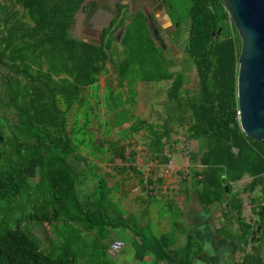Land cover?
<instances>
[{"label": "trees", "instance_id": "trees-1", "mask_svg": "<svg viewBox=\"0 0 264 264\" xmlns=\"http://www.w3.org/2000/svg\"><path fill=\"white\" fill-rule=\"evenodd\" d=\"M3 1L12 5V16L17 15L16 9L23 10L30 24L16 20L7 25L0 19V66L8 69L0 75V106L7 109L0 113V212L4 217L0 219V264H111L107 255L118 230L131 234L128 242L139 263L150 255L152 264H194L199 257L204 264H223L206 255L179 221H174L172 232L155 234L150 220L128 214L116 194L118 183L108 185L100 167L88 168L82 155L85 151L103 160L101 153L106 151L102 138L96 137L98 131L91 130L93 103L84 92L91 86L98 88L100 77L114 83V76L113 89L108 84L102 96L95 95L94 105L101 106L107 117L104 121L95 116L99 130L109 132L132 121L135 133L149 134L151 156L167 162L164 147L174 132L169 122L175 113H182L179 99L185 75L172 71L176 62L155 42L144 13L128 12L119 5L121 13L111 20L119 30L123 53L116 61L108 45L75 38L70 32L87 0H0V4ZM164 1L171 6V19L178 22L172 39L178 41L184 30L188 32L184 62L193 65L198 81V94L184 104L189 121L185 139L195 141L197 148L187 151L188 176L181 180L182 186L190 187L203 207L219 209L223 224L213 226L214 238L230 243L241 254L237 261L230 258L229 264H264V145L248 138L239 126V37L222 0ZM162 81H169L170 87L169 113L161 126L139 118L133 121L135 84ZM117 154L123 162L121 152ZM80 163L86 167L79 168ZM84 170L92 183L81 192ZM244 177L250 181L240 191L235 189ZM162 182L150 176L141 184L153 192L152 185ZM244 194L251 198L248 220L243 216ZM164 214L161 205L158 220ZM30 223L47 224L54 239L43 247L31 233ZM178 234L185 238L180 246Z\"/></svg>", "mask_w": 264, "mask_h": 264}, {"label": "rangeland", "instance_id": "rangeland-1", "mask_svg": "<svg viewBox=\"0 0 264 264\" xmlns=\"http://www.w3.org/2000/svg\"><path fill=\"white\" fill-rule=\"evenodd\" d=\"M88 1L89 4L87 7L75 15L70 26V32L75 38L83 39L96 45H108V48L113 49L115 53L114 59L116 61L121 59V55L123 53L119 39L117 38L119 30L115 27V24H111V20L121 13L119 5H124L128 12H135L136 10L143 9L144 7H146L151 12L153 11L152 9H155L152 8L154 6L153 4L155 3L154 0H92L95 1L93 6H91L93 3L90 4V0ZM0 5V19H3L2 21H6L7 25L12 24L16 20L30 24L23 10L19 8L16 9L17 15L12 16V5L8 1H3ZM155 15L156 17L154 16V19L157 24V31L159 36L163 39V43L165 44L167 43V30L160 27L164 15L162 12L156 13ZM168 30L170 29L168 28ZM186 35V30H184L182 38H185ZM177 50L180 54H177ZM172 54L176 56V60L179 62V65L173 67L172 71L182 72L185 75V84L179 99L182 113H175L173 116L174 119L172 118V120L169 122L173 127L174 132L169 140V147L168 145H165L164 147V156L167 158V162H160L158 160L152 159L148 152L150 143L149 134L145 130L135 133L131 128L132 121L120 127L113 128L109 130V132H106L105 128L99 130L100 127L98 124V118L105 121L107 117L104 116V110L101 106L96 107L94 105L96 97L95 95L98 94L99 96H102L103 93L108 90L109 86L113 89L115 86L114 76H112V81L114 83L111 84L109 80H106L104 77H100L97 83L98 88L91 86L84 92L85 96L87 97V101L93 103V106H91V130L98 131L96 137L102 138V149L106 150L103 154L101 153L103 157L102 162H104L102 165H100L101 159L98 155H88V153L84 151L82 155L86 157L89 162L87 167L89 168L92 167V165H99L101 167L99 173L107 177L108 185L110 186L114 185V183L118 181L117 183L119 185V190L116 194L120 196L118 198L120 199L121 207L128 214L143 215L145 217V222L150 220L152 222V230L155 234L167 233L165 231L170 229V216H165L164 218L162 217L163 219L161 218L158 220L159 207L164 203V195L167 197L172 196V193L174 195L178 186L182 185V181L180 180L188 176L189 166L185 152L195 151L196 147L194 142H189L185 139L186 129L189 125V121L187 120L188 113L185 112L184 104L188 98H194L195 95L198 94L197 76L193 65L189 62H187V64L184 62L185 55L182 47L173 49ZM7 70V66H0V75L7 72ZM169 87V81H162L159 83H136L134 87L135 107H131V110L135 115L133 121L136 118H139L146 120L158 127L161 126L165 117L169 113V107L167 103V91ZM127 90L128 88L125 87L124 91ZM126 96L129 97L128 93ZM126 106H129V103L126 104ZM3 110L5 112L7 110L6 107L0 106V113ZM5 116L9 117L10 120L13 119L9 112H6ZM180 117H183V119H179ZM72 118L73 113L68 115V127H70ZM184 141L187 142L185 149L182 148ZM91 151L93 153H97L94 150ZM119 152H121L123 156V162L117 154ZM132 153H134V155H132ZM151 162L154 163L153 166L150 165ZM173 162L175 165H179V167L174 169ZM84 167H86V165L84 163H80L79 168L83 169ZM135 171H140V175L135 174ZM84 176L86 179L78 187L79 191L81 192H85L86 187H89L92 183L91 179L89 178L90 175L88 170H84ZM150 176L153 177V180L161 179L163 181L161 184L154 183L152 185L153 192L144 189L141 184L145 178ZM246 181V178H243L240 182L236 183L235 189L240 191L242 186L246 184ZM245 195L247 194H244V196ZM243 199L245 200L244 197ZM10 208L14 209L15 206L12 205ZM4 209V207L1 208V210ZM27 209H30V206H27ZM210 211L212 212L209 223L213 227L215 224L221 222L222 219L220 217V211L218 208H214ZM167 212V208H165V213ZM2 218L4 217L2 212H0V219ZM30 226L32 228L31 233L36 238H38L43 247L46 246L48 239H54V235L51 233L52 228H49L47 224L39 225L30 223ZM114 234L118 237L115 241H122L124 246L118 253H113L109 250L107 255L109 263H153V258L150 255L146 256L144 263L135 261L133 248L128 242V237L131 236L129 232L126 231L125 233L124 231L118 230ZM84 239L88 244L90 238L86 235ZM221 245L222 244H218V248L216 250L213 245L209 244L208 247H212L213 249H205L204 252L215 256L223 264H229L231 261L230 258H232L234 261H237L240 258L241 254L236 252V250L233 252V250H229L227 247ZM230 246L231 249H234L232 245ZM204 260L205 259L201 257L199 264H204Z\"/></svg>", "mask_w": 264, "mask_h": 264}, {"label": "water", "instance_id": "water-1", "mask_svg": "<svg viewBox=\"0 0 264 264\" xmlns=\"http://www.w3.org/2000/svg\"><path fill=\"white\" fill-rule=\"evenodd\" d=\"M240 40L236 95L241 131L264 145V0H222ZM225 193L227 181L221 179Z\"/></svg>", "mask_w": 264, "mask_h": 264}, {"label": "crops", "instance_id": "crops-1", "mask_svg": "<svg viewBox=\"0 0 264 264\" xmlns=\"http://www.w3.org/2000/svg\"><path fill=\"white\" fill-rule=\"evenodd\" d=\"M88 1V0H87ZM91 1V0H90ZM195 143L197 148V143L195 141H192ZM149 152V151H148ZM150 154V152H149ZM175 154V153H174ZM181 154V153H180ZM151 156V154H150ZM152 157V156H151ZM103 159V157H102ZM152 159H154L152 157ZM104 162H100V165H102ZM172 163V162H171ZM150 165H154L153 162L150 163ZM99 166V165H98ZM148 166V163H147ZM165 166V165H164ZM173 168L176 169L179 167V165H175L173 162ZM100 167V166H99ZM101 169V167H100ZM172 169V167H171ZM246 178V184L250 181L249 178ZM146 180V178H145ZM144 180V181H145ZM181 181V180H180ZM116 181L115 183H117ZM149 188H152L151 186ZM118 196V195H117ZM120 197V196H118ZM243 197L246 200V204L243 209V216L248 220L251 216L250 214V196L243 195ZM164 203L163 207L167 208V213L163 215V218L165 216H170V229L165 232H172L174 229L173 223L175 220L179 221L182 224V227L186 228L189 233L193 234L196 239L201 243L203 249H213L212 247H208L209 244L213 245V247L217 250V245L222 244L221 246L227 247L229 250H233V252L236 250V248L231 249V244L226 243L223 239L214 238L213 235V227L209 223L211 212L210 210L216 208V206H212L210 208L203 207L200 205L197 201V195L193 193L192 189L187 186V188H184L182 185H179L176 192L172 193V196H165L163 197ZM177 213H179L177 215ZM162 218V219H163ZM222 225L221 222L214 225L215 228H218ZM185 238L183 235L178 234L177 235V245L180 246L184 243ZM215 242V243H214ZM229 245V246H227ZM232 252V253H233ZM205 253V252H204ZM206 255L212 256L211 254ZM201 257L197 258L194 261V264H199V260ZM239 260V259H238Z\"/></svg>", "mask_w": 264, "mask_h": 264}, {"label": "flooded vegetation", "instance_id": "flooded-vegetation-1", "mask_svg": "<svg viewBox=\"0 0 264 264\" xmlns=\"http://www.w3.org/2000/svg\"><path fill=\"white\" fill-rule=\"evenodd\" d=\"M137 1H145V0H137ZM89 2V1H87ZM93 4L91 6H93L95 4V1H90ZM154 6L152 8L153 11H149L146 7H144L143 9H138L139 11H142L145 15V21L147 23V25L149 26V30L150 33L152 35V37L154 38L155 42L164 50V52H167L170 54V56L175 60L176 65H179V62L176 60V56L172 54L173 49H178L180 47H182L183 52H184V47L186 44V38L188 37V32H186V37L185 38H180L178 41H175L172 39L171 34L173 33L174 29L178 26V22L177 21H173L169 15V11L171 10V6L169 4H166L164 0H154ZM162 12L164 15V18L162 19V23L160 25L161 28L167 30L166 31V40L167 43H163V39L159 36V33L157 31V24L155 22L154 16L156 17V13H160ZM153 13V14H152ZM168 28L170 30H168ZM168 49H170L171 51L168 52ZM178 52V50H177ZM177 54H180L179 52ZM168 55V54H167ZM184 58L186 57V54L184 52ZM182 56V54H181Z\"/></svg>", "mask_w": 264, "mask_h": 264}, {"label": "built area", "instance_id": "built-area-1", "mask_svg": "<svg viewBox=\"0 0 264 264\" xmlns=\"http://www.w3.org/2000/svg\"><path fill=\"white\" fill-rule=\"evenodd\" d=\"M186 146H187V142L184 141V143H183V147H182V148L185 149ZM185 154H186V156H187V151L185 152ZM186 159H187V158H186ZM123 246H124L123 242L117 240V241H114V242L110 245V249H109V250H110L111 252H113V253H118L119 251L122 250Z\"/></svg>", "mask_w": 264, "mask_h": 264}]
</instances>
